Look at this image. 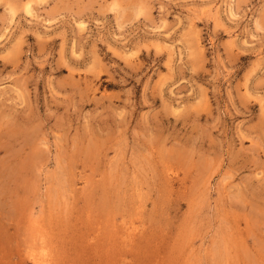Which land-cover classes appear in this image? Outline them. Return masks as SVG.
I'll return each mask as SVG.
<instances>
[{
    "label": "rangeland",
    "instance_id": "1",
    "mask_svg": "<svg viewBox=\"0 0 264 264\" xmlns=\"http://www.w3.org/2000/svg\"><path fill=\"white\" fill-rule=\"evenodd\" d=\"M0 264H264V0H0Z\"/></svg>",
    "mask_w": 264,
    "mask_h": 264
}]
</instances>
